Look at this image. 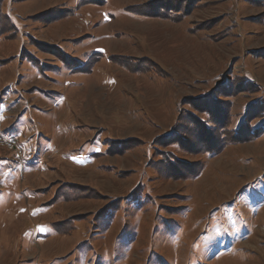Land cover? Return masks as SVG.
<instances>
[{"label":"rangeland","instance_id":"1","mask_svg":"<svg viewBox=\"0 0 264 264\" xmlns=\"http://www.w3.org/2000/svg\"><path fill=\"white\" fill-rule=\"evenodd\" d=\"M0 0V264H264V0Z\"/></svg>","mask_w":264,"mask_h":264},{"label":"built area","instance_id":"2","mask_svg":"<svg viewBox=\"0 0 264 264\" xmlns=\"http://www.w3.org/2000/svg\"><path fill=\"white\" fill-rule=\"evenodd\" d=\"M0 143H1L2 145H6V146H8L9 149H10L11 151H13V150H17V148H18V143H17V141H15V140H13V139L6 140V139H2V138H0Z\"/></svg>","mask_w":264,"mask_h":264},{"label":"trees","instance_id":"3","mask_svg":"<svg viewBox=\"0 0 264 264\" xmlns=\"http://www.w3.org/2000/svg\"><path fill=\"white\" fill-rule=\"evenodd\" d=\"M108 0H83L82 4L86 5H97V6H102L104 5ZM1 35V34H0Z\"/></svg>","mask_w":264,"mask_h":264}]
</instances>
